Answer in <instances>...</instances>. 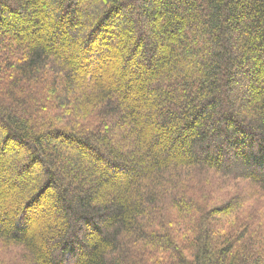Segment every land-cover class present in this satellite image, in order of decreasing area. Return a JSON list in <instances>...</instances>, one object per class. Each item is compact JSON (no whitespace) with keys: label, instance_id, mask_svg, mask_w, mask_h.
I'll return each mask as SVG.
<instances>
[{"label":"trees","instance_id":"obj_1","mask_svg":"<svg viewBox=\"0 0 264 264\" xmlns=\"http://www.w3.org/2000/svg\"><path fill=\"white\" fill-rule=\"evenodd\" d=\"M0 264H264V0H0Z\"/></svg>","mask_w":264,"mask_h":264}]
</instances>
